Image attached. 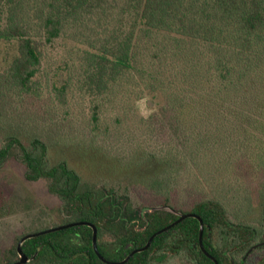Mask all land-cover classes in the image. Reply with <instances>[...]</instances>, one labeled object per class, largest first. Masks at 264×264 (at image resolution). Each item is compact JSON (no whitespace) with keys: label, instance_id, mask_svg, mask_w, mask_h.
I'll return each mask as SVG.
<instances>
[{"label":"trees","instance_id":"trees-1","mask_svg":"<svg viewBox=\"0 0 264 264\" xmlns=\"http://www.w3.org/2000/svg\"><path fill=\"white\" fill-rule=\"evenodd\" d=\"M3 1L9 7L0 23V40L10 54L0 68V116L20 113L18 100L38 94L36 76L47 48L64 36L85 46L68 49L65 44L69 56L61 62L68 74L52 85L54 96L66 104L71 86L77 85L92 102L93 128L100 127L105 102L116 110L115 128L137 99L146 94L164 99L161 110L169 116L174 142L169 143V184L184 164L180 157L186 155L193 161L204 157L208 165L229 172L236 168L264 172V0H0V4ZM70 75H77V84H71ZM26 116L20 113L15 119L21 124L17 128L27 130L5 134L0 163L15 156L23 163L27 180L46 179L48 191L62 202L60 224H94L97 248L107 259L122 260L177 218L171 211L153 210L138 220L145 207L133 206L128 188L120 192L96 185L64 157L53 160V124L35 125ZM22 130L24 135L17 133ZM165 183L168 177L157 178L160 189ZM262 183L264 176L258 185ZM183 212L202 219L204 238L207 227L226 222V208L214 195L203 194ZM236 230L244 240L256 232L248 225ZM198 231L197 218L186 217L122 264H148L166 245L168 233L186 232L184 240L196 241ZM20 237L0 264L19 259ZM109 243L115 248H107ZM21 249L29 258L24 264H104L93 250L92 228L85 224L28 238Z\"/></svg>","mask_w":264,"mask_h":264},{"label":"rangeland","instance_id":"rangeland-1","mask_svg":"<svg viewBox=\"0 0 264 264\" xmlns=\"http://www.w3.org/2000/svg\"><path fill=\"white\" fill-rule=\"evenodd\" d=\"M8 7L1 2L0 23L7 16ZM89 25L94 26L93 23ZM87 33H91L90 29ZM65 44L68 49L85 46L64 36L59 37L47 48L36 76L38 94L25 95L18 100L16 108L24 115L27 113L29 116L26 117H31L29 120H34L35 125L53 124L52 133H56L50 143L53 160L64 157L80 170L85 180L96 185L112 187L116 191L128 188L135 208L168 205L186 213L183 211L191 202L203 194L214 195L224 204L227 220L253 227L257 232L255 242L264 236V183L258 185L264 176L261 169L236 168V171L229 172L208 165L209 161L204 157L198 156L193 161L186 155L180 157L184 164L169 184V143L173 145L174 142L170 138L169 116L161 110L164 106L161 96L146 94L137 99L132 104V112H128L115 128L116 110H110L106 102L102 106L104 112L99 129L92 127V102L76 89L77 85L71 86L66 104H59L52 85L61 76L67 78L68 71L61 62L69 56ZM7 46L0 40V68L4 67L7 54H10ZM71 66L69 63L70 73ZM76 76L70 75L71 84H77ZM20 113L12 114L14 117L11 114L7 118L3 114L0 116V144L6 133L25 128L16 127L21 125L16 124L18 120L15 119ZM105 128L110 130L104 132ZM24 130L17 133L24 135ZM159 175L168 177L163 189L156 185ZM61 204L59 197L48 191L46 179L31 181L25 178V167L17 157H9L0 163V263L4 252L17 237L51 228L54 224L61 225L58 216ZM259 261L264 263V247L253 253L248 264H258Z\"/></svg>","mask_w":264,"mask_h":264},{"label":"flooded vegetation","instance_id":"flooded-vegetation-1","mask_svg":"<svg viewBox=\"0 0 264 264\" xmlns=\"http://www.w3.org/2000/svg\"><path fill=\"white\" fill-rule=\"evenodd\" d=\"M151 211H153L151 207H145V209L140 210L138 220L143 218L145 212ZM178 217L179 215H177V218ZM176 219L172 220L170 223ZM225 220V223H220L213 228L207 227L205 238L204 232L202 231L201 242L198 237L199 231L196 241L184 240L182 236L186 235V232L168 233L165 241L166 245L154 252L149 258L148 264H154V262H168L169 264H248L253 253L259 248L264 247V236L262 238L260 237L261 239L255 242L257 237V232H255L248 240H244L236 230L237 227L242 225L230 222L227 218ZM178 235L181 236V239L178 238ZM111 247L114 249L115 244L109 243L107 248L110 249ZM102 262L108 264L104 261ZM258 264L264 263L259 261Z\"/></svg>","mask_w":264,"mask_h":264},{"label":"water","instance_id":"water-1","mask_svg":"<svg viewBox=\"0 0 264 264\" xmlns=\"http://www.w3.org/2000/svg\"><path fill=\"white\" fill-rule=\"evenodd\" d=\"M152 209L153 210L165 209L167 211H171V212L179 215V217L175 221H173L172 223L168 224L167 226H165V227L157 230L153 234H151V236L148 238V240L145 243V245H143L142 247L133 249L124 259H122L120 261L108 260L103 255H101V253L99 252V250L97 248V229H96L94 224H92V223H90L88 221H77V222H69V223L61 224V225H58V226H53L51 228H47V229H44V230H41V231H38V232H33V233H28V234L23 235L19 239V241L17 242V245H16L19 259L17 261H15V262L11 263V264H24V263H26L29 260L27 255L21 249V245L26 239L34 237V236H37V235L45 234V233H48V232H51V231H56V230H60V229H63V228H69V227H72V226H75V225H79V224H85V225H88V226H90L92 228V245H93L94 252L96 253V255L102 261H104V262H106L108 264H122V263H125L131 257V255H133L134 253L141 252V251L145 250L149 246L150 242L152 241V239L156 235L166 231L171 226L175 225L176 223H178L179 221L183 220L184 218L190 217V216L197 218L198 221H199L200 227H199V236L198 237H199V241L201 242L202 231H203V221L197 214H195V213H182V212H180L178 210H175V209L171 208L168 205H159V206L153 207Z\"/></svg>","mask_w":264,"mask_h":264}]
</instances>
